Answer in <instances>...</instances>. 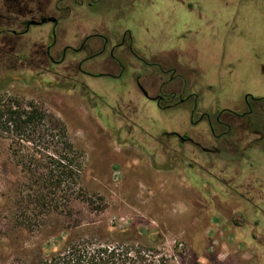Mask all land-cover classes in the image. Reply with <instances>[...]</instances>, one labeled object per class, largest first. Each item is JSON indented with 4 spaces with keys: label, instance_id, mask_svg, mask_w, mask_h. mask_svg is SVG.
Wrapping results in <instances>:
<instances>
[{
    "label": "rangeland",
    "instance_id": "1",
    "mask_svg": "<svg viewBox=\"0 0 264 264\" xmlns=\"http://www.w3.org/2000/svg\"><path fill=\"white\" fill-rule=\"evenodd\" d=\"M188 2L194 7H188ZM97 13L111 32L130 28L142 53L183 51L184 55L191 46L189 53L200 62L202 99L213 109L239 104L247 94L264 95V0H102ZM77 19L82 23V18ZM100 83L91 86L104 100L86 97L84 88L73 87L63 76L24 69L19 58L2 63L0 87L36 101L60 118L83 157L81 179L70 183V191L64 193L71 212L39 210L31 201L35 183L15 163L13 147L25 154L53 151L28 142L21 147L0 135V264H37L55 249L56 239L70 233L56 220L76 219L89 226L131 227L143 241L161 249L168 264H264V153L250 160L263 198L255 194L257 205H248L230 188L247 181L243 180L246 168H227L220 162L219 168L196 167L193 173L178 163L170 169L166 155L144 138L151 134L164 139L163 130L189 122L187 111L163 110L149 102L133 115L138 124L120 119L116 111L128 107L129 81L118 90L112 79L104 77ZM128 128L143 140L125 141ZM246 158L250 163L249 153ZM219 176L227 184L218 182ZM101 206L103 211L96 210ZM44 217L52 225L35 226L33 231L21 226L26 219Z\"/></svg>",
    "mask_w": 264,
    "mask_h": 264
},
{
    "label": "flooded vegetation",
    "instance_id": "2",
    "mask_svg": "<svg viewBox=\"0 0 264 264\" xmlns=\"http://www.w3.org/2000/svg\"><path fill=\"white\" fill-rule=\"evenodd\" d=\"M179 1L184 3V0ZM101 2L0 0V72L6 60L19 58L24 69L35 68L63 76L73 87L84 88L86 97L96 95L99 100L105 98L91 84L101 86L100 80L106 77L115 82L112 86L118 90L119 87L124 89L122 84L128 80L127 96L134 97L129 95L128 107L123 110L117 107L120 119L129 118L138 124L133 115L137 116L149 102L163 110L189 113V122L180 123L177 129L162 131L164 139L151 134L144 137L146 141L155 142L151 148L166 155L165 163L170 169L176 163L184 169L197 167L200 170L210 165L219 168L220 162L226 163L227 168L240 165L246 168L243 180L247 181H241L240 187L230 188L244 203L257 205L255 194H259L260 199L263 197L250 160L264 153V95L247 94L239 104H224L213 109L202 99L200 62L189 53L193 49L191 46L190 51L184 50V55L183 51L166 55L153 51L142 53L130 28L110 31L102 15L97 13ZM187 6L194 7V4L188 2ZM77 18H82V23L76 21ZM183 35L179 34L181 38ZM119 83L121 85H117ZM132 102L135 103L133 108L130 107ZM206 103L212 110L205 107ZM122 130L123 127L119 128L120 132ZM127 131L129 136L124 137L125 141L130 139L138 144L143 140L132 128ZM230 151L233 154L225 156ZM248 153L250 163L246 158ZM191 154H194L193 159ZM234 177L237 179V174ZM250 177L254 179L248 181ZM216 180L222 184L228 182L221 176Z\"/></svg>",
    "mask_w": 264,
    "mask_h": 264
},
{
    "label": "trees",
    "instance_id": "3",
    "mask_svg": "<svg viewBox=\"0 0 264 264\" xmlns=\"http://www.w3.org/2000/svg\"><path fill=\"white\" fill-rule=\"evenodd\" d=\"M0 135L21 147L28 142L53 151L45 154L36 149L25 154L22 148L13 147V158L27 179L35 183L31 201L39 210L71 212L69 201H63L64 193L70 191V183L82 177L83 153L70 139L66 124L36 101H26L0 87ZM96 210L103 211L104 207ZM31 220L26 219L21 226L33 231L35 226L42 229L52 225L45 217ZM56 221L70 233L56 239L55 249L41 256L37 264H168L167 255L143 241L131 227L116 223L89 226L79 219Z\"/></svg>",
    "mask_w": 264,
    "mask_h": 264
},
{
    "label": "crops",
    "instance_id": "4",
    "mask_svg": "<svg viewBox=\"0 0 264 264\" xmlns=\"http://www.w3.org/2000/svg\"><path fill=\"white\" fill-rule=\"evenodd\" d=\"M192 173H193V169H192ZM251 221H252V219H251Z\"/></svg>",
    "mask_w": 264,
    "mask_h": 264
}]
</instances>
